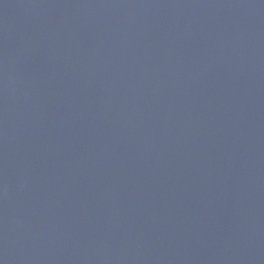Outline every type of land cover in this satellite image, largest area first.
I'll return each mask as SVG.
<instances>
[{
  "label": "water",
  "instance_id": "obj_1",
  "mask_svg": "<svg viewBox=\"0 0 264 264\" xmlns=\"http://www.w3.org/2000/svg\"><path fill=\"white\" fill-rule=\"evenodd\" d=\"M0 264H264V0H0Z\"/></svg>",
  "mask_w": 264,
  "mask_h": 264
}]
</instances>
